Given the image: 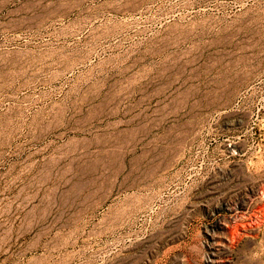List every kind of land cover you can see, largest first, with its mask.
<instances>
[{
    "label": "rangeland",
    "instance_id": "rangeland-1",
    "mask_svg": "<svg viewBox=\"0 0 264 264\" xmlns=\"http://www.w3.org/2000/svg\"><path fill=\"white\" fill-rule=\"evenodd\" d=\"M217 250L264 264V0H0V264Z\"/></svg>",
    "mask_w": 264,
    "mask_h": 264
},
{
    "label": "bare ground",
    "instance_id": "bare-ground-1",
    "mask_svg": "<svg viewBox=\"0 0 264 264\" xmlns=\"http://www.w3.org/2000/svg\"><path fill=\"white\" fill-rule=\"evenodd\" d=\"M121 7V6H120ZM109 11V10H108ZM117 11H118V9H117ZM124 11H126V9H124ZM119 12V11H118ZM217 245H219V246H223L222 245V243L219 241L218 243H217ZM220 248V247H219ZM220 253V252H219ZM219 255L220 254H218V250H217V252L216 251H212L211 253H210V257L208 258V262L210 263V264H213V263H218V262H221V261H223L222 259H221V257H219Z\"/></svg>",
    "mask_w": 264,
    "mask_h": 264
}]
</instances>
